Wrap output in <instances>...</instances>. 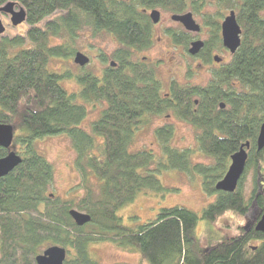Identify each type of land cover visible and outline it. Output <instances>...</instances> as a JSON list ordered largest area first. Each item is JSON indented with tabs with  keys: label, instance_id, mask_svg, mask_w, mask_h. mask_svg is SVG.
Masks as SVG:
<instances>
[{
	"label": "trees",
	"instance_id": "trees-1",
	"mask_svg": "<svg viewBox=\"0 0 264 264\" xmlns=\"http://www.w3.org/2000/svg\"><path fill=\"white\" fill-rule=\"evenodd\" d=\"M7 2L25 9L27 28L12 38L0 36V123L12 125L10 149L21 157L0 177V264H37L35 257L56 245L67 250L63 264H100L89 248L98 243L136 252L147 264H264V234L244 229L264 212V149L257 151L255 144L264 122V0H0V7ZM152 9L201 17L207 37L191 57L206 66L213 64V53L227 51L220 29L226 10L234 11L242 28L241 43L228 62L211 68L206 85L172 80L164 93L156 65L137 56L153 45ZM83 29L111 34L119 46L110 61L100 55L106 63L100 76L80 67L73 76L79 90L68 92L61 81L72 76L49 63L74 57V39ZM166 33L186 50L193 40L180 26ZM52 38L64 43L51 45ZM89 105L100 111L81 128ZM165 115L193 126L206 161H194L191 148L170 144L171 124L154 130L163 154L158 161L150 149H131L137 132ZM61 134L75 152L79 182L71 192L82 191L79 197L51 193L53 165L37 150L41 138ZM246 142V168L236 190L217 191L232 154ZM7 153L0 148V157ZM169 169L198 175L213 202L200 217L171 206L150 221L125 225L118 212L143 191L163 192L158 175ZM75 209L91 216L90 222L75 225L69 215ZM252 211L253 221L230 222L225 235L195 232L199 219L214 225L226 215L246 220Z\"/></svg>",
	"mask_w": 264,
	"mask_h": 264
},
{
	"label": "rangeland",
	"instance_id": "rangeland-1",
	"mask_svg": "<svg viewBox=\"0 0 264 264\" xmlns=\"http://www.w3.org/2000/svg\"><path fill=\"white\" fill-rule=\"evenodd\" d=\"M210 13H213L215 8L209 7ZM160 10V9H158ZM161 12V23L153 28V45L152 47L140 54L139 57H147L149 64H156V72L160 79L164 93L167 92L170 81H177L182 85H206L211 77V68L218 66L217 63L212 65H204L199 59H193L191 55L182 46L173 44L169 37L165 34V29L178 28L179 24L171 21L172 14L164 10ZM229 10H226L225 16ZM197 23L201 25L199 34H191L193 41L199 39L206 40L207 30L202 28V19L198 15H193ZM0 19L6 28L3 37L12 38L16 34H23L26 23L16 27L10 25L9 17L3 14ZM192 41V42H193ZM64 43L62 39H50L51 45ZM74 48L77 52L83 53L89 58V63L84 66L88 72H92L95 76H100L106 63L101 61V56H111V53L118 48V44L113 37L108 36L103 32L92 33L90 29L79 31L74 39ZM190 46V45H189ZM189 46L187 48H189ZM101 55V56H100ZM214 56L221 58V61L228 62L230 58L229 51L213 53ZM74 57L69 59H53L49 63V68L56 72H68L72 79L61 81L62 86L68 92H76L79 90L76 80L73 76L80 75L82 72L74 62ZM108 62V61H107ZM89 115L84 123L80 125L88 128L89 124L98 116L100 111L98 106H88ZM171 124L174 127L173 139L171 145L175 148H191L196 153H193L194 161H206L201 153H198L196 147V136L193 126L177 120L172 115H165L160 118L153 119L149 125L141 128L135 137L136 141L131 149L134 151L140 149H150L153 151L155 160L163 157L162 149L158 140L154 136V130L157 126ZM37 150L45 156L50 164L53 165V188L51 193L61 198H71L82 196V191L71 192L79 182V176L74 168L75 152L72 149L71 142L67 135L61 134L51 137L41 138L36 142ZM158 180L165 190L161 193L153 191H143L138 194L136 199L121 209L118 214L122 217L125 225L137 226L146 221H150L156 217L160 208H171V206L185 207L189 211H194L200 217L202 210L209 203L213 202V197L204 194L201 189L200 177L196 174H187L182 170L169 169L158 175ZM251 186V177L247 176L245 184L247 192ZM255 211L247 215L246 220L238 218L229 219V215L217 220L214 225L208 221L199 219L195 232L201 237L204 234L211 236L225 235L227 225L230 222L237 220L241 226L254 220ZM248 220V221H247ZM90 253L100 264H147L141 260V257L136 252L118 249L111 243H98L89 246Z\"/></svg>",
	"mask_w": 264,
	"mask_h": 264
},
{
	"label": "water",
	"instance_id": "water-1",
	"mask_svg": "<svg viewBox=\"0 0 264 264\" xmlns=\"http://www.w3.org/2000/svg\"><path fill=\"white\" fill-rule=\"evenodd\" d=\"M16 7L17 6H15L14 2H7L2 5V7H0V14H4L9 17L10 25L12 27L19 26L26 21L25 9H16ZM149 18L154 24L158 23L160 19V12L153 9L149 14ZM170 20L179 23L183 30L187 32L193 34L201 32V27L196 22V20L193 19L191 12H186L184 14H173L170 17ZM220 29L223 48L229 51V53L234 54L241 43L240 37L242 34V28H240L238 24L234 11H230L229 14L224 17L220 24ZM5 30L6 28L0 19V36L4 34ZM203 47L204 42L202 40L196 39L190 43L187 52L194 57L199 54ZM213 60L217 64L221 62V58L218 56H214ZM74 63L79 67H84L89 63V58L79 51L74 55ZM111 64L113 65V62ZM220 107L224 108V103H221ZM13 132L14 129L12 125L0 123V148L8 151L4 157H0V177L10 173V171L17 167L21 161V157L10 149L14 138ZM255 144L257 151H262L264 149V122L259 128ZM249 148L250 145L248 142L243 143L240 149L232 154L228 171L223 176V179L215 186L217 191L234 193L239 180L242 178L241 176L244 174L246 168L245 165L248 158L247 150ZM69 215L72 217L75 225L78 226L86 225L91 220V216H89L87 213L85 214L79 212L76 209L71 210ZM249 227H253L256 232L258 231L264 234V212L261 213L259 217L252 223L247 224L244 229L246 230ZM66 257L67 250L56 245L45 248L41 254L35 257V261L37 264H63L66 261Z\"/></svg>",
	"mask_w": 264,
	"mask_h": 264
},
{
	"label": "flooded vegetation",
	"instance_id": "flooded-vegetation-1",
	"mask_svg": "<svg viewBox=\"0 0 264 264\" xmlns=\"http://www.w3.org/2000/svg\"><path fill=\"white\" fill-rule=\"evenodd\" d=\"M17 8H20V7L17 6ZM152 10H153V9H152ZM152 10L149 11V14L152 12ZM155 10H158V9H155ZM158 11L160 12V10H158ZM149 14H148V15H149ZM192 16H193V14H192ZM193 19H194V18H193ZM195 20H196V19H195ZM196 22H197V21H196ZM160 23H161V12H160V19H159V22L156 23V24L153 23V28H154L156 25H159ZM178 24H179V23H178ZM179 26L182 28V26H181L180 24H179ZM200 27H201V25H200ZM182 29H183V28H182ZM166 30H167V29H165L164 31H165V34L167 35ZM184 31H185V30H184ZM201 31H202V30H201ZM102 32H103V31H102ZM152 32H153V29H152ZM186 32H187V31H186ZM103 33H105V32H103ZM188 33H190V32H188ZM105 34H106V33H105ZM191 34H193V33H191ZM195 34H199V33H195ZM107 35L113 37L111 34H110V35L107 34ZM113 39H114V37H113ZM195 40H196V39H195ZM195 40H194V41H195ZM198 40H199V39H198ZM192 41H193V40H192ZM192 41H191V42H192ZM203 42H204V41H203ZM149 49H150V48H149ZM149 49H148V50H149ZM146 51H147V50H146ZM140 54H141V53H138L137 56H140ZM107 57H108V56H107ZM213 57H214V55H213ZM139 58H140V60L142 61V63H143V62H144V63H148L147 57L143 56V57H139ZM108 61H110L109 57H108ZM213 61H214V60H213ZM148 64H149V63H148ZM214 64H215V61H214ZM153 65H154V64H153ZM155 65H156V64H155ZM166 93H167V92H166Z\"/></svg>",
	"mask_w": 264,
	"mask_h": 264
}]
</instances>
